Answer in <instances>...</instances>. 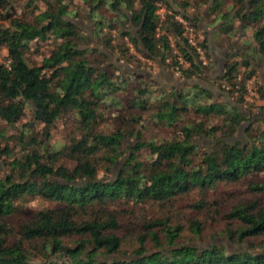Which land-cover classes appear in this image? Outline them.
Here are the masks:
<instances>
[{
	"label": "trees",
	"instance_id": "1",
	"mask_svg": "<svg viewBox=\"0 0 264 264\" xmlns=\"http://www.w3.org/2000/svg\"><path fill=\"white\" fill-rule=\"evenodd\" d=\"M210 1L79 0L87 36L71 21L72 0H0V264H264V119L236 107L264 67V0ZM178 18L195 31L206 21L230 48L246 35L226 57L218 95L177 85L209 70ZM131 48L171 77L177 67V84L118 68L143 69ZM60 118L66 133L52 141ZM243 185L245 196L233 190ZM35 197L58 207L28 212ZM201 215L221 216L237 249L195 244Z\"/></svg>",
	"mask_w": 264,
	"mask_h": 264
},
{
	"label": "rangeland",
	"instance_id": "2",
	"mask_svg": "<svg viewBox=\"0 0 264 264\" xmlns=\"http://www.w3.org/2000/svg\"><path fill=\"white\" fill-rule=\"evenodd\" d=\"M27 3V0H13V6L14 7H22L23 5H25ZM31 5H35V3H31L30 2V7ZM37 6L39 7L40 4H37ZM158 6V10H157V14H159V16L162 19V16L164 15V7L161 4H157ZM43 8V6H42ZM72 8V10H74L77 14V18L75 20H71L77 27L78 29H80L83 33H85L87 36H89L90 33V26L89 24L86 22V9L84 8V6L79 2V0H72V6L70 7ZM74 19V18H72ZM178 20L183 24V26H186L185 29V33L184 35L187 37L188 40H191L192 42V46H195V48L200 47V43L204 40V35L202 33V31H195L194 29H190L185 22H183L180 18H178ZM1 24V23H0ZM201 24H204L203 22ZM200 24V25H201ZM208 24V23H207ZM208 28H211L212 31L214 30V36H213V40L212 42L217 45L220 46L221 48H226V56H225V64H226V57L227 55L230 54H235L237 55L239 53L238 49H241L243 47H241L242 43L244 40H246V35H241L238 34L236 35V37H234V39H232L231 43L235 44V47L230 48L229 44L226 42L225 38L223 35H220L219 33L216 32V27H211L208 25ZM214 28V29H213ZM133 33H135V30H133ZM171 45L174 49V45H173V41H171ZM202 49V48H201ZM244 49V48H243ZM131 53L136 55L138 58H140L142 64L144 65L142 68L145 70V74H142L145 79H149L150 76H154L155 78H157L162 84H167L168 82L166 81V77L165 76H158L154 75L158 73V69L162 68L163 70H165L169 75L170 73L168 72V70L164 69L163 67L159 66V64H156L154 62H150V61H146L144 59H142L137 53L134 52V50L131 48ZM175 52V51H174ZM203 55L205 57V62L206 68H209V70L205 73V75L200 76L194 80H192V84H197V85H202L204 88L206 89H211L210 87H212L213 91L214 88L218 89V85L220 84V77L222 76V73L224 71V68L222 70V72H213V65L211 64V60L210 58H207L205 56V50L202 49ZM203 55H198L199 56V61H201L200 57H203ZM4 56H5V51L4 50H0V62H3L4 60ZM236 59V58H235ZM30 60L32 62H34L35 64H38L40 62V57L39 56H35V57H30ZM179 64L183 67L187 66V63L179 58ZM237 60V59H236ZM203 61V60H202ZM201 61V62H202ZM5 63V62H4ZM118 68H120L122 71H127L128 69H131L130 67H127L125 64L121 63L119 65H116ZM203 66V65H202ZM225 66V65H224ZM177 68V67H176ZM174 68L173 72H174V76L172 77L174 80V83H172L173 85L177 84V76L175 75L176 72L179 73V71H177V69ZM244 71L243 68L240 69V74ZM240 74L237 77V81H239L241 79ZM172 76V75H170ZM264 86V67L260 66L259 68H257V72L252 76V78L250 80L247 81L246 83V93L244 94V104L243 106H239L237 105L236 107H238L247 117L249 116H256L257 118H262L264 119V98L261 97V95L259 94V86ZM223 86H226L227 88V84L224 83ZM219 90V89H218ZM216 93V92H215ZM229 102H234L233 100H231L230 98H228ZM262 107L261 109H258L257 107ZM25 116L26 119H30V111L25 110ZM26 121V120H24ZM23 121H20L19 124H22ZM215 123H218L215 122ZM68 123L66 118H60L58 120H56L53 125L48 129L49 132V137L52 141L55 140H61V138L65 135L66 133V127H67ZM42 127L40 125H38L37 127H35V131H39ZM0 129H4L3 125L0 122ZM241 136V134H240ZM37 138H42L40 131L37 134ZM195 142L197 144H199L202 147L205 148H209L213 145V140L209 139V138H204V137H199L195 140ZM133 144L132 140H125L123 141V147L126 148L127 146H131ZM3 143L0 142V147H3ZM9 146L12 147V143H9ZM17 150V149H16ZM147 152L144 151L141 155V157H146ZM64 165L71 167L72 163L70 162H65ZM8 167L6 165H4V160L1 158L0 159V177L5 175L8 171L7 169ZM114 170H112L113 172ZM111 172V173H112ZM245 186H238V187H234L233 190H236L237 193H240V195H244L245 196ZM47 207H51V208H56L58 207L57 204L55 203H48L46 201L40 200L37 197H35L34 199H32L30 202H28L27 204V208H28V212H32V211H36L39 209H43V208H47ZM187 213L189 212V209H186ZM200 219L202 220V222L205 223V231L203 233L202 238H200V240L194 241L195 244H197L200 247H205V246H209L212 242L214 243H220V244H224L226 245L229 250H236L237 247L233 246L232 244L229 243L228 239L224 238L221 236L223 230L227 227V223L226 221H224L221 216H216L213 220H211L210 218H206L205 215H201L199 216ZM188 236V240L187 241H191V238L189 236H191L189 233H186Z\"/></svg>",
	"mask_w": 264,
	"mask_h": 264
},
{
	"label": "crops",
	"instance_id": "3",
	"mask_svg": "<svg viewBox=\"0 0 264 264\" xmlns=\"http://www.w3.org/2000/svg\"><path fill=\"white\" fill-rule=\"evenodd\" d=\"M203 23L204 24L200 25V28L204 32L208 33V41L211 40V42H212V40H213L212 38L214 36V30L212 31L211 28H208V24L206 21H204ZM208 51H209V55H210L211 64L213 65V72H216V71L219 73L222 72L224 65H225L224 62H225V56H226V48H221L220 46H217L212 42V47L208 46ZM154 75H157L156 77L165 76L166 81L168 83H171V84L174 83L173 78L162 68H159L158 73L154 74ZM210 88H211L210 90L213 93H215L217 88H214L215 91H213L212 87H210Z\"/></svg>",
	"mask_w": 264,
	"mask_h": 264
},
{
	"label": "water",
	"instance_id": "4",
	"mask_svg": "<svg viewBox=\"0 0 264 264\" xmlns=\"http://www.w3.org/2000/svg\"><path fill=\"white\" fill-rule=\"evenodd\" d=\"M211 3H212V0L210 1V5H211ZM208 42H209V43H208V46L212 47V42H211V40H209ZM127 71H128V72L138 73V74H145V70H144V69H140V70L128 69ZM191 82H192V80H191V81H182V82H179L177 85H188V84H192ZM215 92H216V93H215L216 95H218V94L220 93L218 89H216ZM225 97H226V99L228 100V95H227V94H225ZM237 108H238V107H237ZM238 109H239V108H238ZM243 127H244V126H242V127L239 129V133L237 134V136H235V137L229 139V141L233 142V141H236V140L240 139V138H241L240 134H241V132H242Z\"/></svg>",
	"mask_w": 264,
	"mask_h": 264
},
{
	"label": "built area",
	"instance_id": "5",
	"mask_svg": "<svg viewBox=\"0 0 264 264\" xmlns=\"http://www.w3.org/2000/svg\"><path fill=\"white\" fill-rule=\"evenodd\" d=\"M188 42H189L190 44H192L191 40H188ZM192 45H193V44H192ZM196 52H197L198 55H203V52H202L201 47H197V48H196ZM200 59H201V61L203 60V61H202V65L205 66V65H206V62H205V57H204V55H203V57H200ZM176 69H177V68H176ZM177 71H178V69H177ZM175 75L178 77V76H179V73L176 72Z\"/></svg>",
	"mask_w": 264,
	"mask_h": 264
}]
</instances>
